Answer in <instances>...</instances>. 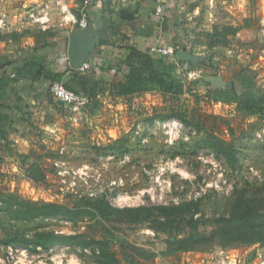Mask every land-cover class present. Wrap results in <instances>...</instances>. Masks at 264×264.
<instances>
[{
  "label": "rangeland",
  "instance_id": "374dc122",
  "mask_svg": "<svg viewBox=\"0 0 264 264\" xmlns=\"http://www.w3.org/2000/svg\"><path fill=\"white\" fill-rule=\"evenodd\" d=\"M180 1L184 5L180 10H186L190 0ZM39 2L15 0L10 5L3 3L5 7L0 5L13 16L21 14L20 22L27 21L23 18L24 11L39 13L46 8L49 19L46 24L30 23V26L35 30H47L51 34L47 36L48 40L67 39L66 27L73 32L82 30L66 14H72L78 21L66 0ZM161 2L164 6L168 3L167 0ZM195 2L200 3L196 17L182 19V13L176 15L180 16L176 21L181 25L182 34H179L192 43L191 52H188L197 55L210 69H196L187 63L190 75L188 83L184 84L185 90H189L186 95L164 97L154 95L160 94L158 92H148L153 94L134 98L126 106L122 102L110 106L105 103L93 112L88 111V123L80 122L79 128L68 126L67 121H59V130L43 138L48 141V147L45 145L46 148L43 146L38 150L40 145L33 144L37 153L30 158L36 160L45 174L43 182L26 178L23 169L14 174L0 173V192L13 193L30 202L72 206L81 197H104L113 207L122 209L180 206L200 199V204L194 206L195 211L177 212L172 235L160 231L152 219L135 223L119 217L83 219L76 223L62 219L14 221L0 213L3 222L0 264H96L94 248L82 252L54 246L39 247L36 252H30L20 246L8 245L13 250L9 255L8 246L2 243L15 233L31 236L35 232L85 234L96 240H109L110 250L120 264H128L124 254L135 264H167V260L159 263L151 256L176 253L189 254L188 264H264V241H258L259 236L264 235L263 217L252 228L251 235L240 232L235 223L223 232L224 222L239 210L237 205L233 206L237 198H245L258 214H264V196L260 190L264 184V116L247 115L237 111L234 104L209 100L207 91L210 88L202 80L214 73L229 84L235 80L240 68L247 67L255 86L264 93V0ZM62 5L68 12L61 10ZM162 21L161 18L159 22ZM214 24L241 29L235 37H229L228 47L219 50L208 61V51L203 43H199L202 41L199 34L212 30ZM191 26L199 33L192 31L194 34H191ZM168 58L172 60L174 56ZM184 109L194 125L185 126L176 119L161 122L157 118ZM83 112L79 115L81 119ZM63 127L71 128V131H62ZM208 133L232 144L238 167L230 169L223 159H216L212 152L199 147ZM116 140L124 152L107 151ZM251 196L253 199H248ZM191 218L198 221V231L208 238L187 251L169 253L175 251V247H169V242L190 233L188 221ZM213 230L215 233L210 235Z\"/></svg>",
  "mask_w": 264,
  "mask_h": 264
},
{
  "label": "trees",
  "instance_id": "16d2710c",
  "mask_svg": "<svg viewBox=\"0 0 264 264\" xmlns=\"http://www.w3.org/2000/svg\"><path fill=\"white\" fill-rule=\"evenodd\" d=\"M77 20L81 18L79 13H75ZM87 22L91 21L88 13L86 15ZM241 27L232 25H213L212 31L199 34L206 47L207 60L210 61L212 56L223 50L229 45V37H235ZM31 35L39 42L41 46L34 49V54L29 58L22 60L21 66L14 69L13 78L0 75V99L7 95L9 85L16 82L17 79H31L41 81L46 85L47 91L51 84L62 82L64 73H54L47 71L46 64L48 55L38 52V49L50 48L55 43L46 42L45 38L51 36L47 30H36L31 32ZM177 38V37H176ZM173 40V39H172ZM171 46L175 52L179 50L187 51V47L178 40L172 41ZM124 62L129 66V73L123 76L121 80L113 86L119 96L132 95L134 93L160 92L162 94L181 97L187 91L184 88L183 74L189 71L184 68L186 64L179 63L178 65L162 55H152L149 52H139L133 48H127ZM206 62V61H205ZM2 64V61H0ZM208 64V62H207ZM196 69H210L205 63L191 64ZM3 66V65H2ZM211 68L212 66L209 65ZM1 67V65H0ZM180 68V73L177 68ZM107 67L101 66L98 71H105ZM191 69V68H190ZM241 70L235 75V80L227 83L226 87L219 91L208 89V99L221 104H234L236 110L247 115L264 116V93L261 92L254 84L253 77L247 71V67L240 68ZM71 84L78 86V91ZM207 87L209 85L206 84ZM64 87L68 90L80 93L91 99L92 109L98 106L97 94L100 93L101 81L94 77H79V73H75L73 78L64 82ZM62 105V104H61ZM161 122H166L171 119L180 121L185 126L194 125L193 121L187 118V110L174 111L171 114L159 115L157 117ZM12 118L9 116L8 110L0 105V154L4 152L5 156L15 155L19 160L21 167L24 169L26 178L33 182L40 183L45 180V174L36 160H31L29 155L15 154L10 149V144L7 142L8 131L12 125ZM152 121V120H151ZM201 129L200 127H197ZM81 135H84L82 132ZM118 140L107 147V151L124 152L122 147L117 146ZM199 147L205 148L213 153L216 159H223L226 166L234 170L238 167V158L236 151L230 142H226L214 134H206L205 138ZM3 149V150H2ZM7 155V156H6ZM0 156V162H1ZM261 193L264 196V184L261 187ZM248 199H253L249 197ZM200 199L181 204L180 206H138L132 208H116L113 207L104 197L97 198H79L72 206L58 203H36L18 198L15 194H5L0 192V213L7 215L9 219L14 221H33L36 219L50 220L62 219L72 223L82 221L83 219L93 220L96 218H112L119 217L123 220L135 223L142 220L155 221L157 228L167 235H172L173 227L176 224L177 212L194 210V206L199 205ZM238 207V212L231 219L224 222L223 232L228 231L235 223L239 225L240 232L251 235L252 228L259 223L264 214H258L251 206L252 203L245 198H237L234 202ZM1 215V216H3ZM3 227L2 217L0 218V228ZM190 233L186 237L175 238L173 242H169V247H175V253L187 251L188 248L197 243L205 241L208 236L198 231V221L191 218L188 221ZM215 232H211L213 235ZM260 235V234H259ZM176 237V236H175ZM258 241H264V235H260ZM2 243L5 246H20L30 252H36L37 248L47 249L54 246L66 247L73 251L81 250L82 252L94 248V262L96 264H120L118 258L110 250L111 242L109 240H96L88 237L85 234H56L53 232H35L31 236L13 234L6 237ZM128 264H135L132 258L123 255ZM152 257V256H151ZM149 258V257H148ZM147 258V259H148Z\"/></svg>",
  "mask_w": 264,
  "mask_h": 264
},
{
  "label": "crops",
  "instance_id": "0c3cea01",
  "mask_svg": "<svg viewBox=\"0 0 264 264\" xmlns=\"http://www.w3.org/2000/svg\"><path fill=\"white\" fill-rule=\"evenodd\" d=\"M13 1L5 0V2L0 3L1 5L3 3L10 5ZM38 1L42 4L45 1L51 2L52 0ZM159 1L161 0H66L68 6L75 13L87 11L88 16L91 18L88 24L92 25L93 29L97 31V43L92 48L93 52L97 53L92 54V56H97L100 62L85 72H79V77L89 76L101 81V91L96 97L98 106L95 109H92V105L86 106L82 110L84 112L81 119L80 116L72 114L65 106L56 102L46 89L47 83L43 85L38 80L17 79L16 82L9 85L6 97L0 99V105L8 110L9 116L13 120L7 135V142L10 144V149L13 153L35 157L37 150L33 144L40 145L38 150L43 149V146L46 148L45 145L48 147V141H44L43 138L54 134L56 129L59 130V125L57 124L59 121H67V125L71 127H74V125L78 127L80 122L85 125L89 120L86 115L88 114L87 112H93L101 108L105 103L110 106V104L115 102H122L126 106L134 98L154 93H134L132 95L119 96L116 89L113 88L123 76L129 73V66L124 62L126 49L133 48L139 52L150 53V49L153 47L171 45L172 41L176 42L178 40L186 45L187 51H190L189 48L192 43H189L190 41L187 40L186 36L184 38L181 35V25L176 21L180 16L176 15L183 13L182 19L189 17L192 20L200 12V3H193L194 0H190L189 7L187 8L186 6V10L184 9L183 11L180 10L184 6L180 0H167L168 3L165 6L163 5L162 20L166 21V28L163 29L161 22L153 18L150 13ZM129 5H133V7L129 8ZM122 10L128 14H133V17L125 18L121 16ZM5 13L7 24L5 28L0 30V61H2V64H0V75L5 74V76L13 78L14 69L21 66L22 60L34 54V49L41 46L42 41H37L31 35V32L36 30L31 28L32 25L30 23L27 21L20 22L21 14L13 16L8 10ZM14 18L16 23L12 20ZM190 28L192 29L191 34L193 33L192 31L199 33V30H193L192 26ZM66 30L68 35L73 32L70 27H66ZM211 31L204 30L201 33ZM45 40L50 42V44L55 43V45L50 48L38 49V52L48 55L47 71L54 73L66 72L62 82H60L64 85V82L74 77V73L68 74V71L72 70L66 52L68 38L48 40L46 37ZM165 57L168 58L169 56ZM172 61L178 65L174 59ZM184 64L186 66L183 69L187 67V63ZM101 66L108 69L99 72L98 68ZM180 71L181 69L178 67L177 72L180 73ZM189 72L187 71L182 75L185 85L189 81ZM71 85L78 91L76 84ZM154 95L168 96L162 93ZM89 104H91V99ZM65 130L71 131V128L63 127L62 131ZM0 156L2 158L0 173L14 174L17 171H22L23 168L15 155L4 157V152H1ZM182 255L176 253L169 256L156 255L152 256V258L159 263L167 260V264H188L189 254L188 256Z\"/></svg>",
  "mask_w": 264,
  "mask_h": 264
},
{
  "label": "built area",
  "instance_id": "2783aa9c",
  "mask_svg": "<svg viewBox=\"0 0 264 264\" xmlns=\"http://www.w3.org/2000/svg\"><path fill=\"white\" fill-rule=\"evenodd\" d=\"M61 0H56L57 3H60ZM87 3V2H85ZM48 7V6H46ZM61 10L63 12H68V10L62 5ZM48 10L46 8L39 11V13L33 11V10H26L24 11V19H26L29 23L32 24H42L45 25L48 19ZM151 16L155 18L157 21H159L163 17V4L161 1L157 2L156 5L151 10ZM70 20H72L74 23L78 24L79 28H86L88 26L87 22V11L80 12L81 18L76 21L75 17L71 14L66 13ZM5 11H3V8L0 5V30H2L4 27H6V17H5ZM44 30V29H43ZM150 53L153 55H162V56H169L173 57L175 54V50L171 45L163 46V47H153L150 49ZM100 62V59L97 56H91L86 62H83L78 69H72L68 71V74H75L77 72L87 71L92 66H95L97 63ZM190 75V74H189ZM49 93L51 96L59 101L60 104L65 106L72 114L74 115H80L82 110L89 105L90 98L86 97L80 93L68 90L64 87V85L60 82H55L50 85L49 87ZM264 134V129H263ZM13 247V246H12ZM10 249V250H8ZM9 246L7 247V251L9 255L12 254ZM14 249V248H13Z\"/></svg>",
  "mask_w": 264,
  "mask_h": 264
},
{
  "label": "water",
  "instance_id": "95a60500",
  "mask_svg": "<svg viewBox=\"0 0 264 264\" xmlns=\"http://www.w3.org/2000/svg\"><path fill=\"white\" fill-rule=\"evenodd\" d=\"M125 14V15H123ZM121 16L125 18H132L133 14H128L124 10L121 12ZM162 28H166V21L163 20L161 22ZM97 31H95L92 25H89L76 32H72L68 35L67 42V57L69 61V65L72 69H78L79 66L86 62L92 54H96L97 52H93L92 48L97 43ZM175 61L179 63H191L197 64L202 63L199 57L195 54H192L185 50H179L174 55ZM205 84L209 85V88L213 91H219L226 87L227 83L223 80V78L219 75H215L211 73L209 76H205L202 78Z\"/></svg>",
  "mask_w": 264,
  "mask_h": 264
}]
</instances>
